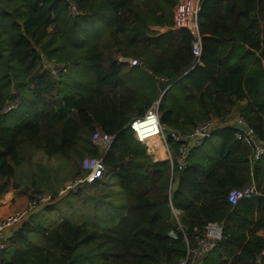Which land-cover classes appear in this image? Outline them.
Wrapping results in <instances>:
<instances>
[{
    "label": "trees",
    "instance_id": "obj_1",
    "mask_svg": "<svg viewBox=\"0 0 264 264\" xmlns=\"http://www.w3.org/2000/svg\"><path fill=\"white\" fill-rule=\"evenodd\" d=\"M176 3L0 0V194L24 155L69 159L85 152L102 156L106 169L91 184L111 177L124 195L101 228L67 218L52 226L25 220L5 238L0 264H177L209 223L221 226V236L189 264H264V154L250 161L251 147L226 126L204 140L201 147L215 139L207 148L189 151L185 168H171L153 161L128 126L176 80L158 104L167 131L188 135L204 120L236 113L264 141V0H200L199 55L189 29L151 28L170 25ZM43 57L84 59L91 87L66 91V77L54 79ZM123 66L152 79L150 87L129 84ZM13 100L19 108L3 112ZM96 128L115 134L104 154L91 141ZM167 144L175 156L180 141ZM81 174L77 166L74 176ZM250 182L259 196L228 202L231 188Z\"/></svg>",
    "mask_w": 264,
    "mask_h": 264
},
{
    "label": "built area",
    "instance_id": "obj_2",
    "mask_svg": "<svg viewBox=\"0 0 264 264\" xmlns=\"http://www.w3.org/2000/svg\"><path fill=\"white\" fill-rule=\"evenodd\" d=\"M200 11V0H177L172 10L171 24L163 27L154 26L155 30H166L172 28H187L195 36L193 41V51L200 54V35L198 30V15ZM122 63H128L130 66H140V62L134 58L119 57ZM42 67L47 70L54 79H58L67 72L66 64L56 60H42ZM19 100L7 102L3 107V112L11 110L19 105ZM128 126L135 140L145 146L146 153L158 163H169L170 167L177 164L179 169L185 168L186 157L190 150L203 144L206 138L219 131L221 126L214 119H207L194 128L188 135H182L167 131V128L161 124L158 112V104L153 102L148 109L140 116H134L128 122ZM234 135L236 139L245 141L252 149L250 161L258 160L264 154V141L259 139L253 128L248 126L241 118H238L234 126ZM170 132L171 138L180 141L177 154L172 156V150L167 144L166 134ZM115 134L101 131L99 128L93 130L91 141L97 147L101 154H104L114 140ZM174 157V158H173ZM82 174L63 183L56 192L36 193L28 198L24 208L13 211L0 219V252L4 247V240L9 234L11 228L20 225L34 212L55 203L61 197L67 194L76 193L83 185L91 184L102 178L105 173V164L102 156L87 155L80 162ZM260 191L256 188L254 182H250L243 188H231L227 193V200L235 204L241 199H249L259 196ZM176 214V212H175ZM172 237H177L173 231L168 233ZM221 236V226L217 223H209L205 227L204 236L197 240L198 246L188 251L187 256L177 264L193 263L199 256L209 250L217 239Z\"/></svg>",
    "mask_w": 264,
    "mask_h": 264
},
{
    "label": "rangeland",
    "instance_id": "obj_3",
    "mask_svg": "<svg viewBox=\"0 0 264 264\" xmlns=\"http://www.w3.org/2000/svg\"><path fill=\"white\" fill-rule=\"evenodd\" d=\"M69 12L74 13V7H71ZM102 28L104 27L102 26ZM62 62L66 63L67 67V72L62 75V78L66 77L68 82V85L63 84V88L66 91L71 88L75 92L87 91L94 81V74L89 63L84 59L81 60L76 57L75 61ZM121 75L132 86H134L135 82L147 85L148 87L151 85L150 79L141 73L139 69L130 70L128 67L123 66ZM154 88L152 86V92H154ZM10 91L12 93L15 92L12 87ZM139 104H143V102L139 101ZM19 106L6 112H11L19 108ZM213 141L215 139L211 142L208 140L206 142L208 144H204V146L206 145L205 147L200 146L198 149L203 150L207 148ZM171 148L174 151L175 146L171 145ZM87 155L92 154L83 152L78 157L75 156L69 159L47 157L41 152L33 153L28 158V155H24L25 158L23 156L21 165L16 168L15 177L8 179V184L15 182L20 186V192L24 198H29L30 194L36 192L53 193L63 183L76 177L74 176L75 169L77 166L80 167L82 158ZM123 203L124 195L116 182H114V179L105 177L99 184H85L76 193L61 197L55 203L49 205V208L46 206L41 208L37 213L29 216L28 219L34 218L41 225L52 226L59 220L67 218L74 223L86 222L90 228H101L105 223L112 221L116 208H119ZM97 218L103 219L99 221L101 225H94L97 224V221L94 220ZM13 230L11 229V232Z\"/></svg>",
    "mask_w": 264,
    "mask_h": 264
},
{
    "label": "crops",
    "instance_id": "obj_4",
    "mask_svg": "<svg viewBox=\"0 0 264 264\" xmlns=\"http://www.w3.org/2000/svg\"><path fill=\"white\" fill-rule=\"evenodd\" d=\"M128 58H132V57H128ZM126 64L129 66V68L132 67L128 63H126ZM155 85H157V84L155 83ZM157 87H158V85H157ZM155 101L156 100L153 99V101L151 103H153ZM241 103H244V102H241ZM132 117H134V115H132L130 118H132ZM238 118H239L238 114L233 113L230 117H228L224 121H220V120H217V119H214V120H216L219 125L226 127V126H235L236 125V121H237ZM27 200H28V198H24L22 193L20 192V188H15V187H13V185L11 183H9L7 185V188L0 194V219L2 217L6 216L7 214L13 212V211L20 210V209L24 208V206L26 205ZM39 210H41V208ZM39 210H37L33 214L37 213ZM21 224L15 226L14 228H11V229H14L13 232L17 228H19L21 226ZM11 229H10L9 234L7 235V237L11 236V234L13 233V232H11ZM261 234L264 235V231H262Z\"/></svg>",
    "mask_w": 264,
    "mask_h": 264
},
{
    "label": "water",
    "instance_id": "obj_5",
    "mask_svg": "<svg viewBox=\"0 0 264 264\" xmlns=\"http://www.w3.org/2000/svg\"><path fill=\"white\" fill-rule=\"evenodd\" d=\"M176 81V80H175ZM174 81V82H175ZM174 82H172V83H170L162 92H161V94L159 95V97H158V99L155 101L157 104H159V102H160V99H161V97H162V95L164 94V92H165V90L171 85V84H173ZM166 137L169 139V138H171V133L170 132H168L167 134H166ZM174 212V214H175V211H173ZM2 241V239L0 238V242Z\"/></svg>",
    "mask_w": 264,
    "mask_h": 264
}]
</instances>
